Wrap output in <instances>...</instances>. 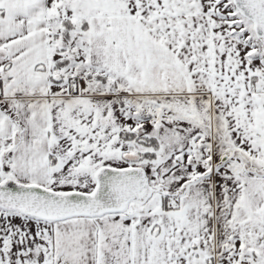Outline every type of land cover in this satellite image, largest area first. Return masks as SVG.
Here are the masks:
<instances>
[{
	"label": "snow or ice",
	"instance_id": "6c2138e0",
	"mask_svg": "<svg viewBox=\"0 0 264 264\" xmlns=\"http://www.w3.org/2000/svg\"><path fill=\"white\" fill-rule=\"evenodd\" d=\"M0 264H264V0H0Z\"/></svg>",
	"mask_w": 264,
	"mask_h": 264
}]
</instances>
